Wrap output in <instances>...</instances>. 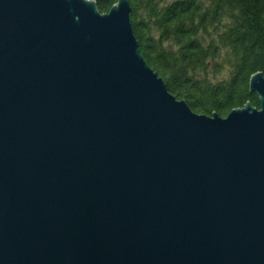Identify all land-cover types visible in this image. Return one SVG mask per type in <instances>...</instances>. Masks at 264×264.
<instances>
[{
  "label": "water",
  "instance_id": "obj_1",
  "mask_svg": "<svg viewBox=\"0 0 264 264\" xmlns=\"http://www.w3.org/2000/svg\"><path fill=\"white\" fill-rule=\"evenodd\" d=\"M130 11L0 0V264H264L263 72L196 111Z\"/></svg>",
  "mask_w": 264,
  "mask_h": 264
},
{
  "label": "trees",
  "instance_id": "obj_2",
  "mask_svg": "<svg viewBox=\"0 0 264 264\" xmlns=\"http://www.w3.org/2000/svg\"><path fill=\"white\" fill-rule=\"evenodd\" d=\"M107 11L116 0H95ZM139 49L167 88L196 111L259 106L250 75H264V0H129Z\"/></svg>",
  "mask_w": 264,
  "mask_h": 264
}]
</instances>
